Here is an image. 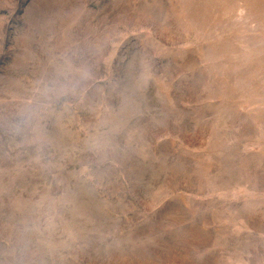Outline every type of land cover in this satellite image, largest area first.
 <instances>
[{
  "label": "rangeland",
  "instance_id": "obj_1",
  "mask_svg": "<svg viewBox=\"0 0 264 264\" xmlns=\"http://www.w3.org/2000/svg\"><path fill=\"white\" fill-rule=\"evenodd\" d=\"M0 264H264V0H0Z\"/></svg>",
  "mask_w": 264,
  "mask_h": 264
}]
</instances>
